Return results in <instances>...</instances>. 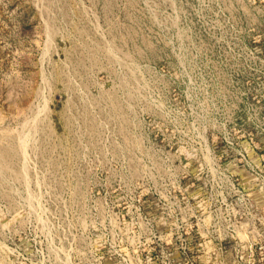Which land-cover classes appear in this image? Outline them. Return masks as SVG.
Here are the masks:
<instances>
[{
	"label": "rangeland",
	"instance_id": "rangeland-1",
	"mask_svg": "<svg viewBox=\"0 0 264 264\" xmlns=\"http://www.w3.org/2000/svg\"><path fill=\"white\" fill-rule=\"evenodd\" d=\"M0 264H264V0H0Z\"/></svg>",
	"mask_w": 264,
	"mask_h": 264
}]
</instances>
